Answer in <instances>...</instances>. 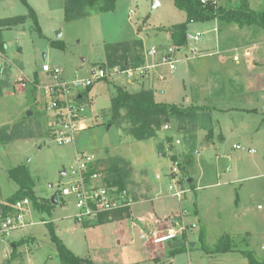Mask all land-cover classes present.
<instances>
[{
    "label": "rangeland",
    "instance_id": "1",
    "mask_svg": "<svg viewBox=\"0 0 264 264\" xmlns=\"http://www.w3.org/2000/svg\"><path fill=\"white\" fill-rule=\"evenodd\" d=\"M5 1L0 0V17L30 13L23 0ZM215 1L224 7H235L241 2ZM249 1L252 9L264 10V0ZM46 2L60 8L49 9ZM5 3L14 6L10 8ZM38 3H43L44 10L40 9L37 15V25L29 17L24 25L0 29V42L4 44V50L0 48V80L5 86L0 97V126L29 123L33 134L0 145V202L7 203L20 188L10 170L25 165L34 182L35 196L44 205H51V196L58 187L70 185L75 178L72 170L78 168L80 152L93 156L92 162L103 173V183L109 185L101 169L116 158L132 160L136 151L134 162L140 187L133 177L127 184V194L134 202L129 217L90 225L76 220L72 196L59 198L58 204L44 210H37L30 199L26 226L13 229L9 235L0 233V264H62L53 235L75 256L92 264H249L250 254L264 261V75L257 76L234 61L238 53L235 47L246 42L234 34V23H224L225 28L229 27L226 42L222 36L218 38L226 59L221 60L219 55L202 56L207 47L210 52H217L213 22L196 23L202 38L194 44L202 54L187 59L185 53L192 42L186 50L187 40L175 45L172 38L174 26L186 17L173 0H159L156 5L154 0H116L114 11L72 22L65 21L64 6L58 5V0ZM254 28L264 33L259 27ZM136 38L143 40L144 66L155 70L162 65L165 50L177 47L175 57L187 65L179 62L175 70L160 66L158 69L165 75L160 79L156 75L155 85L165 88V93L155 91V95L160 101L181 107L195 103L206 106L213 116V142L207 143L205 130H181L175 120L169 128L158 131L156 137L140 141L125 131L127 122L108 127L111 98L119 87L134 93L152 88L154 83L140 74L130 77L126 70L111 73V67H106L107 76L90 90L93 102L86 113L87 128L77 135L76 144L55 142L50 134L51 115L46 110L49 98L40 86H34L35 81H56L43 71V65L58 67L62 70L60 78L67 81L83 77L106 62V43ZM55 40H61L64 46H53ZM152 47L156 54L150 56L147 50ZM20 75L25 76L24 81L19 80ZM239 93L248 95V99L240 101L243 97L234 96ZM160 143L164 144L162 152ZM235 144H240V149L233 147ZM178 165V178L186 190L181 203L169 191L171 172ZM217 168L222 172L219 177ZM131 175L135 176L134 168ZM140 191L146 198L137 201L142 197ZM183 207L190 210L184 217L189 226L181 234ZM156 216L172 221L186 246L171 253L168 241L156 243ZM140 227L149 233L147 243L135 241ZM165 230L162 227L159 233ZM21 256L25 257L24 263Z\"/></svg>",
    "mask_w": 264,
    "mask_h": 264
},
{
    "label": "trees",
    "instance_id": "2",
    "mask_svg": "<svg viewBox=\"0 0 264 264\" xmlns=\"http://www.w3.org/2000/svg\"><path fill=\"white\" fill-rule=\"evenodd\" d=\"M23 1L28 6L30 13L0 18V29L24 25L29 17H32L37 25L36 11L29 5L27 0ZM173 2L179 10L186 13L187 17L185 22L176 24L171 31L175 44H182L187 40V32L192 22L195 24L217 20L220 23H234L240 28L259 27L264 31V10L256 11L252 9L249 0H241L235 7H224L215 0H173ZM116 5V0H64L65 21L72 22L95 14L111 12L116 9ZM52 45L63 47L64 43L61 40H55ZM0 48L4 50L2 42H0ZM105 52L106 62L102 65L111 68L118 66L122 69H136L145 62L142 39L108 42L105 44ZM4 88V83L0 80V97L3 95ZM173 120L177 122L178 129L181 130L186 128L192 132L196 127L205 128L207 129L205 139H212L213 128L209 126V123L212 122V116L204 105L192 104L188 107H181L175 103L158 101L154 90L145 88L132 93L126 88L119 87L118 93L111 98V117L108 127L113 124L120 126V123L127 122L129 125L125 131L135 139L144 140L156 137L158 131ZM31 130L30 124L23 122L16 123L11 127L9 125L0 126V145L20 138L33 137ZM158 148L162 152L164 144L160 143ZM89 169L90 173L100 172L97 169V163H92ZM101 171L105 173L109 185H115L119 190H122L127 187L133 168L131 162L125 158H116ZM10 176L20 185V188L7 200V203L0 202V215H6L9 211L14 210L15 203L23 198L31 199L37 210L49 209L50 206L54 205L50 200L51 205L46 206L40 202L39 197L35 196L32 189L34 182L25 165L12 168ZM1 197L0 185V199ZM130 211V207H124L108 214H101L98 221H107L110 216H112L111 220L129 217ZM50 228L53 229L51 224ZM53 238L57 242L62 264H92L86 258L75 256L54 235ZM224 239L229 240L228 237ZM184 246L185 243L182 246L173 248L171 251L175 252ZM217 249H220V247ZM249 264H264V261L250 254Z\"/></svg>",
    "mask_w": 264,
    "mask_h": 264
},
{
    "label": "built area",
    "instance_id": "3",
    "mask_svg": "<svg viewBox=\"0 0 264 264\" xmlns=\"http://www.w3.org/2000/svg\"><path fill=\"white\" fill-rule=\"evenodd\" d=\"M191 24L194 25L193 22ZM186 38V50L188 49L189 42L192 43L189 52L185 53V57H187V59H192L201 56L202 53L197 50L194 43L201 40L202 33L196 31L195 28L193 30L188 29ZM175 45L166 49L162 57V64L166 65L170 70H175L178 66L177 63L182 60V58L175 57L177 48ZM147 54L150 56L155 55L156 48L152 47L148 49ZM204 55L206 54L203 53L202 56ZM106 67L108 66L96 65L88 75L76 77L67 81L66 79L60 78L61 69L58 67L52 68L49 64L43 65V71L50 73L56 78V81L42 84L35 81V83H33L34 86H40L44 94L49 98V100L46 101V110L51 115L52 127L50 134L53 140L58 144H76L77 135L87 128L85 123L86 113L93 102V98L90 96V90L97 81L107 76ZM149 67L150 66H140L136 69H122L117 66L110 69H112L111 73L126 70L130 77L135 78V74L142 75L150 69ZM24 78V75L19 76L20 81H24ZM22 84L26 85L25 82ZM163 128H169V124H165ZM177 142L179 143L180 141L177 140ZM234 147L240 148V145H235ZM93 160V156L90 154L80 152L78 155V168L72 170V174L75 178L70 185H60L56 192L58 198L62 200L67 196H72L74 198L77 209L75 218L78 222H97L101 214H108L124 207H130L133 203V201L131 202L129 199L126 188L119 190L115 185H106L103 183L104 179L102 172H89ZM179 172V165L174 166L171 172L173 177L169 184V191H171V196L181 203L186 190L178 178ZM30 207L31 200L29 198H23L15 203V210L13 213L6 215L1 214L0 233L9 235L13 229L25 227L26 217L30 213ZM187 214L188 210L182 208L181 234L187 229L186 225L188 224L184 221V215ZM153 235H155L156 243H163L178 238V232L174 228L161 234L158 231H153Z\"/></svg>",
    "mask_w": 264,
    "mask_h": 264
},
{
    "label": "crops",
    "instance_id": "4",
    "mask_svg": "<svg viewBox=\"0 0 264 264\" xmlns=\"http://www.w3.org/2000/svg\"><path fill=\"white\" fill-rule=\"evenodd\" d=\"M27 1H29V0H27ZM42 2V0H30V2H32L33 4H30L31 6H33V9L36 11V13H37V15L39 14V11H41L40 9H42V10H44L43 8V3H42V5H40L38 2ZM45 0H43V2H44ZM157 1H159V0H157ZM5 2H7V0L5 1ZM250 2V1H249ZM47 3V2H46ZM61 3H63V6H64V0H58V5L59 4H61ZM240 3V2H239ZM251 3V2H250ZM5 5H8L10 8L11 7H13L14 5H10V3L9 4H6L5 3ZM45 5H47L48 6V8L49 9H59L60 8V6H51V5H49L48 3L47 4H45ZM46 8V7H45ZM41 13V12H40ZM186 14V13H185ZM16 15V14H15ZM15 15H10V16H5V17H11V16H15ZM0 18H4V17H0ZM186 18L187 17H184V19H183V21L182 22H185V20H186ZM181 22V23H182ZM211 22H213L215 25H214V27L212 28L216 33H217V35H216V40H217V42L219 41L218 40V38H220V36H222L223 38V41L224 42H226L227 41V38H226V35H227V33H229V27L228 28H225L224 27V23H220L219 21H217V20H213V21H211ZM234 25H236V24H234ZM232 26V27H234V34L237 36V37H240V39H241V41H246L245 42V44H243V45H241V46H236L235 48H238V53L236 54V52H233L234 54L233 55H235L234 57V61H236L237 62V64H239V65H241V66H243L244 65V69L246 68H248V69H250V70H252V71H254L256 74H257V76L260 74V75H264V33H260V32H258V30H256L255 28L253 29V27H244V28H240L238 25H236V26H238V27H236V26ZM231 27V28H232ZM194 28L196 29V23L194 24ZM237 31V32H236ZM228 37V36H227ZM137 39H141V38H137ZM143 41V40H142ZM217 42H216V47H217V49H216V51L217 52H215V53H205L206 55H204V56H206V57H208V56H213V55H219V58L222 60V59H226L224 56V54H226L225 52L224 53H221V51H223V50H220V45H219V42H218V44H217ZM223 48H224V46L226 47V45L225 44H223V45H221ZM210 48L209 47H207V49H206V51L207 52H210L211 50H209ZM233 49V48H232ZM224 51H226V50H224ZM146 58V57H145ZM209 60V59H208ZM181 62H184L186 65H187V62L185 61V60H181L180 61V63ZM179 63V64H180ZM178 64V65H179ZM163 65V64H162ZM162 65H160V66H162ZM142 67H144V64L143 65H141ZM148 66H150V65H147L146 67H148ZM160 66H157L156 67V70H155V68H150L149 70H147L145 73H143L141 76L145 79H148L149 81H150V83L152 82V81H154V83L152 84V88H147V89H153L154 90V92L155 91H157V92H160V95H162V94H164L165 93V88H163V87H160V86H156L155 85V81H156V78L158 77L159 79L160 78H163L164 77V73L163 72H161L160 71V69H158ZM164 66H166V65H164ZM217 66H218V64H217ZM223 66V65H222ZM221 66V68L222 69H224L223 67ZM178 67V66H177ZM186 67V69H188V66H185ZM220 68V67H219ZM186 69H185V72H186ZM239 70H241V68H238ZM242 72H243V70H242ZM149 73H151L150 75H149ZM156 75H157V77H156ZM221 86L223 87V90L222 91H224V93L226 92V85H225V83L222 81V83H221ZM225 88V89H224ZM229 88V87H228ZM127 89V88H126ZM146 89V88H145ZM186 92L188 93V91L186 90ZM185 92V93H186ZM186 93V94H187ZM189 94V93H188ZM227 94V93H226ZM231 94V93H230ZM156 96V95H155ZM227 96L229 97V96H232V95H229V94H227ZM234 96H240V97H243V100H242V98H240L241 100L240 101H243V102H245L248 98H245V96L247 97L248 95H246V94H244V93H239V94H236V95H234ZM250 96H252L251 94H250ZM186 98V100H188V99H190V97H185ZM245 98V99H244ZM156 99L158 100V101H160L157 97H156ZM205 100V99H204ZM198 102H200L199 100H198ZM243 102H241L242 103V105H243ZM249 102V101H248ZM240 103V104H241ZM195 104H198V105H202V103H195ZM248 109V108H247ZM248 111V110H247ZM250 111V110H249ZM213 117V116H212ZM209 126H211L212 128H213V135H214V125H213V118H212V122H210L209 123ZM201 129H203V130H205L206 131V134H207V130L205 129V128H201ZM212 135V139H210V140H207V139H205V140H207V143H211V142H213V140H214V136ZM135 140H138V139H135ZM140 141V140H139ZM235 145H240V144H235ZM234 147V146H233ZM236 148V147H235ZM238 149H240V148H238ZM135 154H136V151L135 152H133V156H131V159L132 160H130L131 161V164H132V166H133V168H134V175L135 176H132L131 175V177H130V179H129V182H128V184L131 182V179H132V177L134 178V180H135V182L137 183V185H139V183L137 182V179H136V170H137V168H136V164H135V162H134V157H135ZM227 156V155H226ZM174 157V156H173ZM172 157V160L174 161V158ZM229 159L231 158L230 156H227ZM203 160H207V159H203ZM207 162H212V161H208L207 160ZM220 169H222V170H224L223 168H220ZM219 172H221L220 170H219V168H217V170H216V174L218 175V177H219ZM221 174H222V172H221ZM157 177L159 178L160 176L157 174ZM191 179V178H190ZM190 179H189V181H190ZM133 180V179H132ZM192 180V179H191ZM139 187H140V185H139ZM141 192V191H140ZM141 194H145L143 191L141 192V193H139V195H141ZM1 195H2V193H1ZM142 197L140 198V199H138L137 201H142L144 198H146V197H144V195H141ZM185 196V195H184ZM1 199H3L2 197H1ZM59 199V198H58ZM183 200H184V198H183ZM191 200H193V199H191ZM178 201V200H177ZM134 203V202H133ZM183 208H186L187 210H188V213L190 212V210H189V208H187V207H183ZM130 209H131V207H130ZM131 212V211H130ZM186 215H184V217H185ZM112 216H110L109 217V219H112L111 218ZM156 219V224H157V229L155 230H153V231H160L161 232V228L162 227H164L166 230H165V232H167V230H169V229H172L173 228V223H172V221H169V219H167V217L166 218H159V217H155ZM185 221V220H184ZM99 221H97L96 222V224L98 223ZM90 223L91 222H88V223H85L86 225H90ZM100 223V222H99ZM189 225V224H188ZM137 228H135V230H136ZM160 229V230H159ZM139 231H140V233L145 237L144 238V241H143V243H147V241H148V235H149V233L147 232V231H145V230H143V229H141V227L139 228ZM180 240H182L181 238H177V239H175V240H171V241H168V243H169V251L171 252V253H173L171 250L173 249V248H175V247H177V246H182L183 244H184V240L182 241V244H178V245H172V246H170V244L171 243H173V242H176V241H180ZM135 241H136V236H135ZM142 243V244H143ZM186 246V245H185ZM158 258V257H157ZM21 261H22V263H24V261H25V257L24 256H21ZM261 261H263V260H261ZM159 263H161V262H159Z\"/></svg>",
    "mask_w": 264,
    "mask_h": 264
},
{
    "label": "water",
    "instance_id": "5",
    "mask_svg": "<svg viewBox=\"0 0 264 264\" xmlns=\"http://www.w3.org/2000/svg\"><path fill=\"white\" fill-rule=\"evenodd\" d=\"M157 3H158V1H157V0H154V5H156ZM189 29H190V30H193V29H194V25L191 24V25L189 26ZM58 35H61V32H60V31L58 32ZM1 68H2V67H1V64H0V69H1ZM29 114H31V111L29 112ZM190 181H191V179H190ZM51 201H52V203H53L54 205L59 203L58 194H57L56 192L51 196ZM144 238H145V237H144L140 232H138V233L136 234V242H137L138 244L143 243ZM178 244H182V240H180V241H176V242H173V243L170 244V246H172V245H178Z\"/></svg>",
    "mask_w": 264,
    "mask_h": 264
}]
</instances>
